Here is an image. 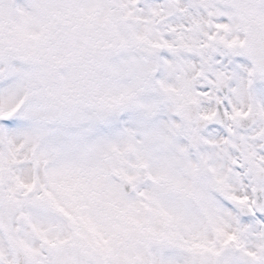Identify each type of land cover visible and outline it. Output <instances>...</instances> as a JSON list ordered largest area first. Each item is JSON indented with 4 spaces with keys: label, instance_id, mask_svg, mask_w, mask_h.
<instances>
[{
    "label": "snow or ice",
    "instance_id": "snow-or-ice-1",
    "mask_svg": "<svg viewBox=\"0 0 264 264\" xmlns=\"http://www.w3.org/2000/svg\"><path fill=\"white\" fill-rule=\"evenodd\" d=\"M0 264H264V0H0Z\"/></svg>",
    "mask_w": 264,
    "mask_h": 264
}]
</instances>
